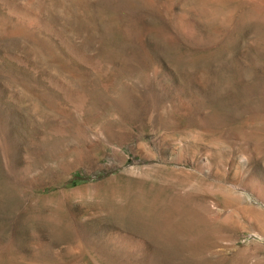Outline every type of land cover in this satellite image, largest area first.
Instances as JSON below:
<instances>
[{
  "label": "rangeland",
  "instance_id": "rangeland-1",
  "mask_svg": "<svg viewBox=\"0 0 264 264\" xmlns=\"http://www.w3.org/2000/svg\"><path fill=\"white\" fill-rule=\"evenodd\" d=\"M0 264H264V0H0Z\"/></svg>",
  "mask_w": 264,
  "mask_h": 264
}]
</instances>
